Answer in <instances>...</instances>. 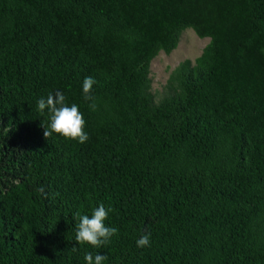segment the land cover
<instances>
[{"label":"trees","instance_id":"trees-1","mask_svg":"<svg viewBox=\"0 0 264 264\" xmlns=\"http://www.w3.org/2000/svg\"><path fill=\"white\" fill-rule=\"evenodd\" d=\"M188 28L210 41L155 91L153 59ZM56 91L85 143L43 136L37 101ZM101 203L118 234L78 243L77 213ZM86 253L264 264V0H0V264Z\"/></svg>","mask_w":264,"mask_h":264},{"label":"clouds","instance_id":"clouds-1","mask_svg":"<svg viewBox=\"0 0 264 264\" xmlns=\"http://www.w3.org/2000/svg\"><path fill=\"white\" fill-rule=\"evenodd\" d=\"M196 35L198 36L197 33ZM206 38L210 41V38ZM95 83V79L89 76L83 80L82 84L84 99L89 102L88 106L92 111H95L97 107L95 98L91 94ZM45 109L48 110L50 115L49 124L47 126L42 125L44 127L43 136L46 139L53 134H57L66 139L76 140L79 143H85L88 140V135L84 131L85 120L83 114L76 104L67 105L66 97L62 92L56 91L55 94H49L46 98H40L37 101V110L43 112ZM38 191L42 195H47L43 187L39 188ZM110 211V208L106 209L101 203L93 209L91 216L77 213L79 222L76 225L75 240L80 244L90 245L93 248H100L110 243L111 238L118 234L117 228L105 225V220L108 218ZM136 245L139 248L149 247L150 233L142 235L136 241ZM106 259L107 257L101 254L93 256L91 253H86L84 256L85 264H104Z\"/></svg>","mask_w":264,"mask_h":264},{"label":"rangeland","instance_id":"rangeland-1","mask_svg":"<svg viewBox=\"0 0 264 264\" xmlns=\"http://www.w3.org/2000/svg\"><path fill=\"white\" fill-rule=\"evenodd\" d=\"M209 39L199 38L192 28L186 29L181 37L179 46L171 53L161 52L153 59L151 76L153 77V89L161 92L165 87L170 73L184 60H194L198 57Z\"/></svg>","mask_w":264,"mask_h":264}]
</instances>
